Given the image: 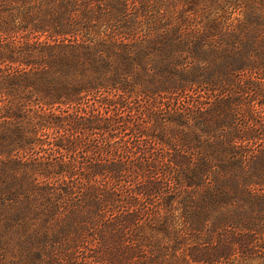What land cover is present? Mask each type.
<instances>
[{
    "label": "trees",
    "instance_id": "trees-1",
    "mask_svg": "<svg viewBox=\"0 0 264 264\" xmlns=\"http://www.w3.org/2000/svg\"><path fill=\"white\" fill-rule=\"evenodd\" d=\"M8 240L25 264H264V0H0Z\"/></svg>",
    "mask_w": 264,
    "mask_h": 264
},
{
    "label": "rangeland",
    "instance_id": "rangeland-1",
    "mask_svg": "<svg viewBox=\"0 0 264 264\" xmlns=\"http://www.w3.org/2000/svg\"><path fill=\"white\" fill-rule=\"evenodd\" d=\"M47 132L48 134L45 135L46 140H49L51 137L55 136V134H53L52 131L48 130ZM38 149L39 151H41L40 154L45 155V152L41 148ZM24 156H29V157L33 156L32 151L29 154L28 153L25 154ZM8 241L10 243V246L8 247V250L4 252L2 251L3 249H1V247H5V246L0 244V264H25V260L21 259L18 256L15 248L13 247L14 241L12 240H8Z\"/></svg>",
    "mask_w": 264,
    "mask_h": 264
}]
</instances>
